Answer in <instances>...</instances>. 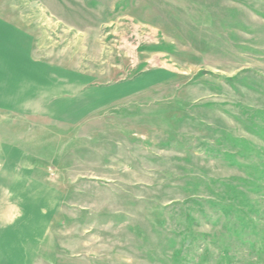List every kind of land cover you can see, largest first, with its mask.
Instances as JSON below:
<instances>
[{"label": "rangeland", "instance_id": "1", "mask_svg": "<svg viewBox=\"0 0 264 264\" xmlns=\"http://www.w3.org/2000/svg\"><path fill=\"white\" fill-rule=\"evenodd\" d=\"M0 21L71 75L69 102L0 109V264H264V0H0Z\"/></svg>", "mask_w": 264, "mask_h": 264}, {"label": "crops", "instance_id": "2", "mask_svg": "<svg viewBox=\"0 0 264 264\" xmlns=\"http://www.w3.org/2000/svg\"><path fill=\"white\" fill-rule=\"evenodd\" d=\"M7 25L8 24L0 21V109L10 110L11 108L29 107V105L24 104V102L26 103L32 98L38 102L40 98H42V105H38L42 107L54 106L56 101L63 103L65 101L69 102L70 72H66V74L62 72V74L55 79V73L52 70H48V74L51 78H42L41 75L43 74L40 73L41 68L38 67V65L31 64L36 61H32L30 51H27V48L25 51L24 44L29 45V41L26 39L27 35L19 31H14L15 36L12 35V37H10L12 33ZM8 36L10 39H13L12 43L6 41ZM9 44H16L17 49H8ZM20 45H23L22 47L24 49H21ZM22 80H25V87H23ZM65 92L68 93L66 96L63 95L60 97V95H58L56 97L54 95L56 93L60 94ZM40 93H44V95L40 97ZM5 118L7 117H1L2 120ZM4 171H6V168H4ZM1 172L2 165H0V187L2 188L6 186V184L3 186V183L7 180L6 175H2Z\"/></svg>", "mask_w": 264, "mask_h": 264}, {"label": "trees", "instance_id": "3", "mask_svg": "<svg viewBox=\"0 0 264 264\" xmlns=\"http://www.w3.org/2000/svg\"><path fill=\"white\" fill-rule=\"evenodd\" d=\"M229 78H230V79H233L234 77H229ZM258 157L264 159V154H259ZM247 219H248V220L252 219V221L254 222V218H253L252 215H251V216H250V215H247ZM253 222H252V223H253ZM195 244H197V245H200V244H201V242H200V238H199V237H196V238H195Z\"/></svg>", "mask_w": 264, "mask_h": 264}]
</instances>
